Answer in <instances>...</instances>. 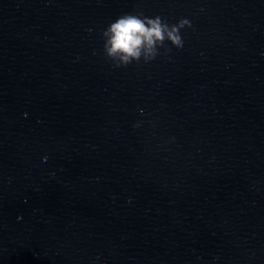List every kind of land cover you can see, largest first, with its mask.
Segmentation results:
<instances>
[{
    "label": "clouds",
    "instance_id": "9594fccd",
    "mask_svg": "<svg viewBox=\"0 0 264 264\" xmlns=\"http://www.w3.org/2000/svg\"><path fill=\"white\" fill-rule=\"evenodd\" d=\"M192 22L181 18L175 24H169L160 16L147 17L142 13H125L118 16L103 31L106 38L104 55L115 68H127L143 58L144 63H150L160 55L167 40L176 49H183L184 39L181 30L191 28ZM168 48L166 51H170ZM141 122L133 125L139 128Z\"/></svg>",
    "mask_w": 264,
    "mask_h": 264
}]
</instances>
